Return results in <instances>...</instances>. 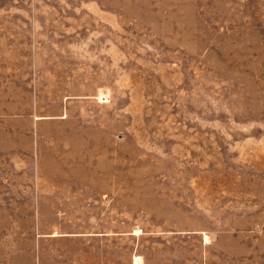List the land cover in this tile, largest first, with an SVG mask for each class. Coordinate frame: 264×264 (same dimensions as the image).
I'll return each mask as SVG.
<instances>
[{"label": "rangeland", "instance_id": "rangeland-1", "mask_svg": "<svg viewBox=\"0 0 264 264\" xmlns=\"http://www.w3.org/2000/svg\"><path fill=\"white\" fill-rule=\"evenodd\" d=\"M0 264H264V0H0Z\"/></svg>", "mask_w": 264, "mask_h": 264}]
</instances>
